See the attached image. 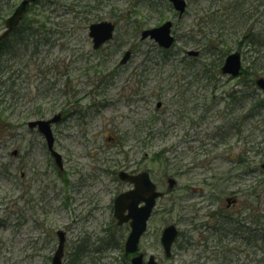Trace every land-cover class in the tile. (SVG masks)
<instances>
[{
  "label": "rangeland",
  "instance_id": "1",
  "mask_svg": "<svg viewBox=\"0 0 264 264\" xmlns=\"http://www.w3.org/2000/svg\"><path fill=\"white\" fill-rule=\"evenodd\" d=\"M19 1L0 0V31ZM155 1L38 0L21 24L31 29L8 38L18 55L6 54L0 73V264H51L58 239L47 232L57 228L66 231L63 264H131L118 247L128 226L112 213L121 185L113 170L131 164L161 190L167 176L176 179L140 240L144 260L264 264V91L255 83L264 76V0H186L180 16ZM104 19L116 22L114 35L93 48L88 25ZM168 19L171 47L140 39ZM235 50L248 75L229 79L220 65ZM57 111L65 112L53 131L68 184L43 138L26 130L28 119ZM215 212L241 219V228L220 229ZM168 223L179 234L166 257L159 237Z\"/></svg>",
  "mask_w": 264,
  "mask_h": 264
},
{
  "label": "water",
  "instance_id": "2",
  "mask_svg": "<svg viewBox=\"0 0 264 264\" xmlns=\"http://www.w3.org/2000/svg\"><path fill=\"white\" fill-rule=\"evenodd\" d=\"M35 0H21L12 13L5 19V29L0 32V41L8 35L23 18L24 14L29 8V4ZM174 9L181 15L186 8V0H169ZM172 21L166 20L163 23L144 28L140 32V38L149 37L155 40L161 47L168 48L172 45L175 38L171 33ZM115 28L114 22L111 20H100L91 22L88 25V34L92 39L94 48L99 47L113 36ZM189 54H197V50H188ZM130 55V50H126L121 58V62H125ZM241 67V54L239 51H233L226 55L221 66L223 73L236 75ZM256 84L264 90V77H258L255 80ZM58 114L51 119H35L28 121V125L33 127L38 125L39 130L45 134L48 146L52 149L53 137L50 129V122L57 120ZM56 157L60 154L53 151ZM264 168V162L261 164ZM125 174V175H124ZM121 178H128L135 186L127 191L118 194L114 199V215L117 218V223L121 224L129 220L130 230L124 242V250L126 253L135 252L138 249L139 240L146 230L147 220L151 215L156 199L162 195V191L156 188V184L150 179L148 171H141L137 174H127L120 171ZM168 186L171 187L175 179L169 178ZM59 242L52 257L51 264H62L63 246H64V232L59 230ZM178 235V228L176 224H166L160 234V242L165 256L171 255V248L174 240ZM131 264H144L143 253L138 252L131 257ZM145 264H158L153 254L148 256Z\"/></svg>",
  "mask_w": 264,
  "mask_h": 264
},
{
  "label": "flooded vegetation",
  "instance_id": "3",
  "mask_svg": "<svg viewBox=\"0 0 264 264\" xmlns=\"http://www.w3.org/2000/svg\"><path fill=\"white\" fill-rule=\"evenodd\" d=\"M4 20H5V18L3 19V22H4ZM19 26V25H18ZM4 28V23H3V26H1V29H3ZM16 30V29H15ZM14 30V31H15ZM13 31V32H14ZM9 38V37H8ZM4 40V39H3ZM3 40L0 42V44L3 42ZM97 48H99V47H97ZM248 75V73H247V71H246V68H244L243 66L239 69V72H238V74L237 75H235V76H233V75H228L229 76V79H236V78H241L242 76H243V78L244 77H246ZM259 77V76H258ZM256 80V79H255ZM56 114H58V117H57V120H53V121H51L50 122V129H51V133H52V137H53V142H52V149L48 146V141H47V138H46V136L39 130V128H38V125H35V126H33V127H30L29 125H28V121H30V120H34V119H28L27 121H26V130L28 131V132H32L33 130L39 135V136H41L42 138H43V140H44V142H45V153H46V155H47V158H48V161H51L52 162V165H53V170L55 171L54 173L57 175V177H61V179H62V181H63V183H66V184H68L69 182L71 183V181H69V177H70V174L68 175L67 173H65L64 174V162H63V156H62V154H61V152L55 147V144H56V138H55V135H54V131H53V127L56 125V123H58V122H62L63 121V119H64V114H65V112L64 111H57V112H54L52 115H50V116H48V117H39V118H35V119H51L54 115H56ZM53 151H55V152H57L58 154H60V157H56V155L53 153ZM102 150H100L99 152H101ZM17 152V150H13V153H16ZM91 155V154H90ZM93 158V165H94V169H100V165H101V163H104V161H103V158L101 157V155H97V156H93L92 157ZM90 162V161H89ZM89 162L87 163V165H90L89 164ZM132 166L130 167V168H120L118 171H116L115 172V170H113V172H114V177L116 178V180L119 182V187L116 189V194H115V196H117L118 194H120V193H122V192H124V191H127V190H129V189H131V188H133L134 186H135V184L131 181V180H129L128 178H121L120 177V175H119V171H124V172H126L127 174H137V173H139V172H141V171H143V170H145V171H148L147 169H139L137 166H135V165H133V164H131ZM91 167V166H90ZM101 171H103V169L101 168ZM72 171H70V173H71ZM148 173H149V175H150V172L148 171ZM125 175V174H124ZM21 176L24 178V181L25 182H27L28 181V178L27 179H25V177H26V173L25 172H22L21 173ZM150 178L153 180V178H152V176L150 175ZM169 178H174L172 175H169V176H167V178H166V180H167V185L169 184V181H168V179ZM175 179V178H174ZM154 181V180H153ZM155 182V184H156V186L158 187V189L159 190H161L160 188H159V186H160V184L159 183H157L156 181H154ZM176 184V179H175V182H174V184L172 185V187H168L167 186V189H166V191H171V188H173L174 187V185ZM82 186H84V185H82ZM85 186H87L86 184H85ZM49 187V185L44 181V185H43V188H45V189H47ZM191 188L190 189H193L194 191H199V187L198 186H196V187H193V186H190ZM66 190V192H67V189H65ZM163 191V195L166 193V191L165 190H162ZM162 195V196H163ZM114 196V197H115ZM67 197V194H65V198ZM229 198V200L228 201H231L232 203H234L235 201H236V198L232 195V196H229L228 197ZM231 198V199H230ZM64 201H65V199H64ZM63 206H67V205H63ZM42 207V206H41ZM45 207H47L46 208V210H45V212L47 213V212H49V210H48V206L46 205ZM113 208V207H112ZM50 209V212L52 213V212H57V209L56 208H49ZM113 213V220H115L116 221V219H115V216H114V211L112 212ZM42 224V223H41ZM116 224H117V222H116ZM126 226H128V229H129V221H127V222H125L124 223ZM118 225V224H117ZM122 225V224H121ZM59 229H61L63 232H64V239H65V242H66V236H65V233H66V231L64 230V229H62V228H57V229H55V231H53L52 232V234H49L48 232H47V234L48 235H50V236H56L57 235V239L59 238ZM125 238V237H124ZM123 238V245H124V241H125V239ZM57 243H58V241H57ZM56 246H57V244H56ZM120 249L122 248V247H119ZM55 249H56V247H55ZM123 249V248H122ZM136 253H125L124 252V249H123V256L124 257H127V258H131L133 255H135ZM52 258V257H51Z\"/></svg>",
  "mask_w": 264,
  "mask_h": 264
},
{
  "label": "trees",
  "instance_id": "4",
  "mask_svg": "<svg viewBox=\"0 0 264 264\" xmlns=\"http://www.w3.org/2000/svg\"><path fill=\"white\" fill-rule=\"evenodd\" d=\"M155 3H157L155 0H149L148 5L150 6V8H152ZM219 12H222V11H219ZM29 20L30 21H33V19H29ZM23 21L24 20H22L20 22V25L16 27V30L13 32V34H15V32H18L19 33L18 35L21 36V32H23L27 28L31 29L29 23L28 24H24V25L21 26V24H22ZM141 25L142 24H138L137 27H136V29H141V27H142ZM35 30L37 31V29H35ZM7 40H8V38H5L3 40V42L0 44V73L4 71L3 68H6L7 67V64L3 60V57L6 54L9 55L10 57H15V56L18 55V53L16 52V47L17 46H15L14 43H12L11 46H12L13 50L12 49L9 50V47L7 46V43H8ZM251 41H253V40H251ZM21 42H23V41L21 40ZM208 45L211 46L213 44H208ZM213 47H216V46H213ZM206 48H207V45H206ZM32 52L35 53L36 50L33 49ZM0 80H1V76H0ZM0 82L1 83H4V81H0ZM13 84H14V79H12L10 85L12 86ZM219 212H220V210H219ZM217 213L218 212H215V217L218 220V222H217L218 224L217 225L219 226L220 229H221V225H222V227H229V224H231V223H233V226L230 225V230H231L230 232H236L237 230H239L241 228V226H242L241 223H240L241 222V219H239V218H235L234 219L233 218L232 219L233 222H232V221H230V219L228 218V216L227 217L226 216L225 217H222L221 214H219V213L217 214ZM225 234H228V231ZM219 239H221V236H219Z\"/></svg>",
  "mask_w": 264,
  "mask_h": 264
}]
</instances>
